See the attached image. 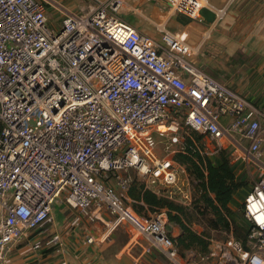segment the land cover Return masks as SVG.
<instances>
[{
    "label": "built area",
    "instance_id": "1",
    "mask_svg": "<svg viewBox=\"0 0 264 264\" xmlns=\"http://www.w3.org/2000/svg\"><path fill=\"white\" fill-rule=\"evenodd\" d=\"M85 1L54 28L52 0H0V264L57 202L107 208L111 229L129 224L149 250L198 264L180 257L165 211L142 217L126 204L132 171L155 194L192 204L194 185L175 159L184 148H174L191 132L203 135L202 156L254 165L241 207L248 249L233 235L212 241L231 264H264V113L195 64L185 33L157 40L120 18L126 0ZM161 1L189 19L225 14L207 0Z\"/></svg>",
    "mask_w": 264,
    "mask_h": 264
},
{
    "label": "crops",
    "instance_id": "2",
    "mask_svg": "<svg viewBox=\"0 0 264 264\" xmlns=\"http://www.w3.org/2000/svg\"><path fill=\"white\" fill-rule=\"evenodd\" d=\"M207 1L225 14L219 17L203 9L199 17L189 19L161 0H126L124 13L119 16L157 40L163 31L185 33L195 64L264 113V0ZM54 9H48V20L51 27L58 28L62 21L57 17L59 10ZM233 166L237 176L245 178L239 174L242 164ZM246 194L241 199L236 197L237 205L231 207L237 210ZM111 222L102 211L80 212L57 202L48 222L14 245L5 264H174L157 249L149 250L150 240L136 235L130 226L111 229ZM167 230L174 237L181 232L173 224ZM89 238L94 242H88ZM211 250V255L201 257L198 264H231L224 260L216 243ZM191 257H195L194 252Z\"/></svg>",
    "mask_w": 264,
    "mask_h": 264
},
{
    "label": "trees",
    "instance_id": "3",
    "mask_svg": "<svg viewBox=\"0 0 264 264\" xmlns=\"http://www.w3.org/2000/svg\"><path fill=\"white\" fill-rule=\"evenodd\" d=\"M2 124L0 122V131ZM203 140V135L191 132L185 137L184 152L176 154L175 159L184 165L194 185L193 202L185 206L168 198L159 196L145 188L142 179L136 172H130L132 181L127 190L126 204L142 217L166 212L168 225L173 224L181 232L174 237L178 253L181 258L188 260L189 254L194 252L195 259L209 257L212 253V237L210 233H198L194 229L197 215L211 231L233 235L247 247L248 230L242 219V205L237 210L231 205L237 195L248 187V181L238 177L230 158L222 153L218 158L202 156L197 148V142ZM207 172V175L205 174ZM248 192V191H247ZM246 192V193H247ZM227 237V238H228Z\"/></svg>",
    "mask_w": 264,
    "mask_h": 264
},
{
    "label": "rangeland",
    "instance_id": "4",
    "mask_svg": "<svg viewBox=\"0 0 264 264\" xmlns=\"http://www.w3.org/2000/svg\"><path fill=\"white\" fill-rule=\"evenodd\" d=\"M52 4L54 7L52 5H49V7H48L49 12H51L54 8L55 9L57 8L59 10V12L57 11V13H58L57 17H59V20L62 21V18L65 16V14H71V13L80 11L81 7H83L86 4V1L85 0H52ZM73 6H75L76 8L72 9ZM125 7H126V3L122 7V9L120 10V13H122V14L124 13L123 11H124ZM185 134L186 133L181 135V137H180L181 145H179L178 147H174L175 149L177 148L178 150H181V147H183V145L185 143V137H186ZM167 145H168V141L165 138H159L158 139V151L160 154L165 153ZM231 161H232V163L235 162L234 159H232ZM254 169H255L254 165L252 163H249L247 169L243 168L242 171L239 172L240 176H245V180L248 181V183H249L248 187L245 190H243L244 193L250 189V187L254 184V182L257 179V175H256ZM111 183L116 186L115 181L112 180ZM244 193H243V195H244ZM238 197H240V194L237 195V198ZM241 197L243 198V196H241ZM241 197L239 199H241ZM236 203H237V201L235 199L234 205H237ZM102 213L110 216L112 218V220H114V218H115L114 215L111 213V211L107 208L102 209ZM152 215H154V214H152ZM200 217L201 216L197 215V223H195L193 226L194 229H196L198 233H203V232L207 233L209 231L208 233H210L213 241H224L227 239L228 235L226 233L209 230L207 228V226L204 224V222L202 223L200 220H198V219H201ZM124 225L129 227V224H124ZM125 233H126L125 234L126 236L132 235L131 232H125ZM125 239H127V237ZM213 241H212L211 246L214 244ZM199 259H200V257H198V260Z\"/></svg>",
    "mask_w": 264,
    "mask_h": 264
}]
</instances>
